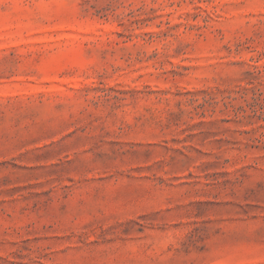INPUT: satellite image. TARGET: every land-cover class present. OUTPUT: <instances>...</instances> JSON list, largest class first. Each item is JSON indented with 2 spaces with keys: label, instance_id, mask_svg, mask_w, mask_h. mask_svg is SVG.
I'll list each match as a JSON object with an SVG mask.
<instances>
[{
  "label": "rangeland",
  "instance_id": "1",
  "mask_svg": "<svg viewBox=\"0 0 264 264\" xmlns=\"http://www.w3.org/2000/svg\"><path fill=\"white\" fill-rule=\"evenodd\" d=\"M0 264H264V0H0Z\"/></svg>",
  "mask_w": 264,
  "mask_h": 264
}]
</instances>
